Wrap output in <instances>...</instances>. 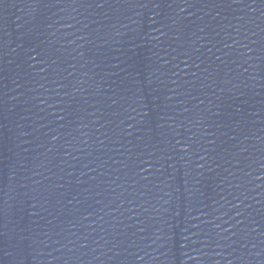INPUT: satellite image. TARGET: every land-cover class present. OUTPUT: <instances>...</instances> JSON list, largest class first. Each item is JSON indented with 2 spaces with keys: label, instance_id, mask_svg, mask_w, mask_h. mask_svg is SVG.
Instances as JSON below:
<instances>
[{
  "label": "water",
  "instance_id": "water-1",
  "mask_svg": "<svg viewBox=\"0 0 264 264\" xmlns=\"http://www.w3.org/2000/svg\"><path fill=\"white\" fill-rule=\"evenodd\" d=\"M0 264H264V0H0Z\"/></svg>",
  "mask_w": 264,
  "mask_h": 264
}]
</instances>
